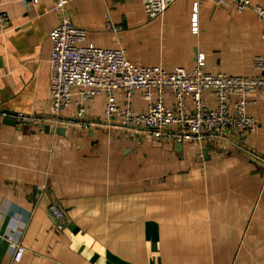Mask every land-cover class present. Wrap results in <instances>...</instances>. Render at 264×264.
I'll list each match as a JSON object with an SVG mask.
<instances>
[{"label":"crops","instance_id":"1","mask_svg":"<svg viewBox=\"0 0 264 264\" xmlns=\"http://www.w3.org/2000/svg\"><path fill=\"white\" fill-rule=\"evenodd\" d=\"M23 1L0 7L8 17L0 24V112L50 113L49 36L63 19L85 29L87 44L123 49L134 63L190 72L201 53L206 73L259 74L263 24L250 10L175 0L148 20L141 0H70L61 13L53 0ZM203 97L215 106L211 91ZM166 99L173 103L170 92ZM253 99L254 132L224 130L203 146L118 129L105 118L104 95L87 105L88 128L45 124V132L0 117V264H264V98ZM145 104L136 94L132 109ZM75 114L71 105L60 117ZM49 205L64 213L62 229ZM9 231L26 249L19 262Z\"/></svg>","mask_w":264,"mask_h":264},{"label":"built area","instance_id":"2","mask_svg":"<svg viewBox=\"0 0 264 264\" xmlns=\"http://www.w3.org/2000/svg\"><path fill=\"white\" fill-rule=\"evenodd\" d=\"M37 4L38 0H27ZM53 12L61 13L70 0H53ZM143 12L148 19L163 14L175 0H141ZM216 6L231 8L237 13L252 11L263 24L264 0L253 5L249 0H209ZM25 2V0L23 1ZM3 0H0V7ZM198 4L193 6L191 30L198 32ZM8 20L0 10V24ZM112 29L111 25H107ZM118 30V29H113ZM50 102L47 115L0 112V117L26 126H77L88 128L87 105L94 97L104 95V115L118 129L149 136L168 142H189L199 146L211 142L224 130L239 134L254 132L260 123L247 114V107L254 104L253 96L264 98V55L254 58L257 76L241 77L225 74H210L204 71V54L198 53L195 67L165 71L159 66H146L127 59L123 49H102L86 43V31L63 19L50 32ZM75 90V92H74ZM204 91H211L215 106L208 108ZM170 92L173 103L167 105L166 93ZM138 94L145 108L132 109L133 97ZM155 94V95H153ZM122 98V105L117 98ZM191 102L186 110L185 101ZM75 106L73 118L63 120L60 115L69 106ZM264 163V159H263ZM48 211L56 220V228L65 224L64 213L49 205ZM15 231L5 234L12 261L19 262L25 252L24 246L14 237Z\"/></svg>","mask_w":264,"mask_h":264},{"label":"water","instance_id":"3","mask_svg":"<svg viewBox=\"0 0 264 264\" xmlns=\"http://www.w3.org/2000/svg\"><path fill=\"white\" fill-rule=\"evenodd\" d=\"M4 123H6V124H8V125H16V123L14 122V121H12V120H5L4 121ZM40 128L42 129V130H44L45 132H47L48 130H49V128L47 127V126H40ZM56 132L57 133H63L64 132V129H57L56 130ZM209 149L208 148H206L205 150H204V152H203V155H204V157H206V154H207V151H208Z\"/></svg>","mask_w":264,"mask_h":264},{"label":"rangeland","instance_id":"4","mask_svg":"<svg viewBox=\"0 0 264 264\" xmlns=\"http://www.w3.org/2000/svg\"><path fill=\"white\" fill-rule=\"evenodd\" d=\"M149 20V19H148ZM85 30V29H84Z\"/></svg>","mask_w":264,"mask_h":264}]
</instances>
